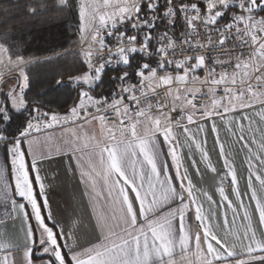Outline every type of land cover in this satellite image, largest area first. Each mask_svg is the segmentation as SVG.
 <instances>
[{"label": "snow or ice", "instance_id": "obj_1", "mask_svg": "<svg viewBox=\"0 0 264 264\" xmlns=\"http://www.w3.org/2000/svg\"><path fill=\"white\" fill-rule=\"evenodd\" d=\"M37 18L77 21L62 113L27 94L70 54H22ZM0 64V264H264V0H6Z\"/></svg>", "mask_w": 264, "mask_h": 264}, {"label": "trees", "instance_id": "obj_2", "mask_svg": "<svg viewBox=\"0 0 264 264\" xmlns=\"http://www.w3.org/2000/svg\"><path fill=\"white\" fill-rule=\"evenodd\" d=\"M24 2L25 0H20L21 4ZM3 3H6V0H0V4ZM76 24L75 19L71 21L67 19L49 20L45 23L37 18L28 22L25 28L24 35L27 43L23 45L22 50L25 57L44 58L51 56L53 50L57 52H63L64 49L70 50V54L61 56L51 63L41 62L33 64L29 68L32 88L27 94L30 99L38 100L44 106L42 110L51 109L62 113L75 101L76 91L71 85L53 90L51 82L52 77L58 72L65 73V80L67 81L68 74H77L82 67V60L79 58V52L76 49L79 43V32L73 31ZM21 27L25 26L17 22L14 31H18ZM106 72L105 83L97 89V92L111 90L108 79L111 71L106 69ZM5 79H9V77Z\"/></svg>", "mask_w": 264, "mask_h": 264}, {"label": "crops", "instance_id": "obj_3", "mask_svg": "<svg viewBox=\"0 0 264 264\" xmlns=\"http://www.w3.org/2000/svg\"><path fill=\"white\" fill-rule=\"evenodd\" d=\"M79 38H80V36H79ZM212 144H213V138L210 135L209 136V147L210 148L212 147ZM213 157H214V159L216 158V154L215 153H213ZM241 159H242V156L237 158V164L238 165H240ZM221 170H222V165H221ZM243 174H246V173H243ZM217 180H218V177H214L212 174L209 173V174L205 175V177L203 178L201 183L203 184L204 187L209 188L210 190L214 191L215 190V185L217 183ZM242 187H243V184H242ZM54 198L58 202H62L63 193L58 190V192H57V194L55 195ZM216 199L217 200L219 199L218 195L216 196ZM8 227H9V233L10 234H14V230H13L10 222H9V226ZM17 227H19V226L17 225Z\"/></svg>", "mask_w": 264, "mask_h": 264}, {"label": "rangeland", "instance_id": "obj_4", "mask_svg": "<svg viewBox=\"0 0 264 264\" xmlns=\"http://www.w3.org/2000/svg\"><path fill=\"white\" fill-rule=\"evenodd\" d=\"M80 47H81V44H80V38H79V43L76 48L78 52H80ZM79 58L82 60V57L80 55H79ZM0 73H4L5 78L15 75L14 72L9 73L8 69L2 64H0Z\"/></svg>", "mask_w": 264, "mask_h": 264}, {"label": "built area", "instance_id": "obj_5", "mask_svg": "<svg viewBox=\"0 0 264 264\" xmlns=\"http://www.w3.org/2000/svg\"><path fill=\"white\" fill-rule=\"evenodd\" d=\"M108 42H110V43H114V41H111L110 38H109V41H108ZM107 69L111 71V73H110V76H111V75L113 74V73H112V66H108Z\"/></svg>", "mask_w": 264, "mask_h": 264}]
</instances>
